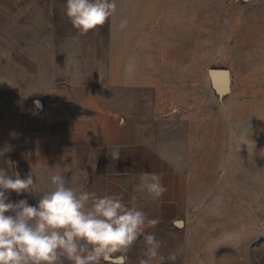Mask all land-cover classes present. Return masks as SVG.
Segmentation results:
<instances>
[{"label": "rangeland", "instance_id": "obj_1", "mask_svg": "<svg viewBox=\"0 0 264 264\" xmlns=\"http://www.w3.org/2000/svg\"><path fill=\"white\" fill-rule=\"evenodd\" d=\"M114 2L118 20L110 17L83 34L85 52L95 54L99 63L93 67L100 71L69 74V81H82L85 97L95 94L91 85L107 87L105 61L113 33L125 49L147 56V85L135 96L153 98L164 136L188 139L193 150L185 187L190 208L178 219L186 223L177 259L170 261L264 264V0ZM29 17L40 19V33L51 31L52 46L59 36L75 40L78 30L66 15V0L0 6V27L9 37L2 46L4 65L10 64L12 20L24 24L23 32ZM44 17H50V26L43 25ZM213 69L228 75L217 78ZM32 187L37 193L9 190L10 201L37 205L47 186Z\"/></svg>", "mask_w": 264, "mask_h": 264}, {"label": "crops", "instance_id": "obj_2", "mask_svg": "<svg viewBox=\"0 0 264 264\" xmlns=\"http://www.w3.org/2000/svg\"><path fill=\"white\" fill-rule=\"evenodd\" d=\"M6 4L18 6L20 0H0V6ZM111 19L118 20L116 11ZM36 20L30 18L23 32L19 26L24 24L12 20L9 65L2 59L9 37L0 27V169L21 178L31 174L33 184L47 189L51 175L61 174L77 192L119 196L158 221L146 231L160 242L164 259L149 264H174L168 256L182 243L186 222L179 224L178 219L190 208L185 187L194 167L193 150L188 139L164 136L153 98L135 96L147 85V56L125 49L119 36L111 34L107 87L91 85L96 92L85 97V84L69 81V74L100 70L93 67L99 63L95 54L85 52L83 34L76 32L74 41L59 36L52 46L51 31L40 33ZM46 23L51 25L50 17L43 18ZM145 172L161 177L166 191L158 199L139 190ZM143 248L141 237L127 252L110 254L122 260L102 257L99 264H139L147 259Z\"/></svg>", "mask_w": 264, "mask_h": 264}, {"label": "clouds", "instance_id": "obj_3", "mask_svg": "<svg viewBox=\"0 0 264 264\" xmlns=\"http://www.w3.org/2000/svg\"><path fill=\"white\" fill-rule=\"evenodd\" d=\"M115 11L114 0H66V15L82 34L105 25ZM91 167L95 172L96 165ZM139 181V190L154 200L166 191L158 174L142 173ZM32 186L31 174L21 178L0 169V264H99L102 257L127 252L141 237L147 259L139 264L164 259L160 242L146 231L158 221L119 196L77 192L65 176L54 174L49 188L38 193L37 205L10 201L9 190L37 193ZM168 259L175 261L177 253Z\"/></svg>", "mask_w": 264, "mask_h": 264}, {"label": "water", "instance_id": "obj_4", "mask_svg": "<svg viewBox=\"0 0 264 264\" xmlns=\"http://www.w3.org/2000/svg\"><path fill=\"white\" fill-rule=\"evenodd\" d=\"M211 73L213 74V76H215L217 78L219 76L227 77V75H228V71L225 70V69H213L211 71ZM38 102L40 103L41 101L39 100ZM178 222H179V224H181L182 223V220H179ZM107 258H111V259H114V260H122V256L111 257L110 255H108Z\"/></svg>", "mask_w": 264, "mask_h": 264}]
</instances>
